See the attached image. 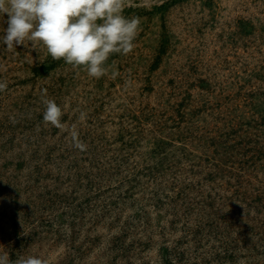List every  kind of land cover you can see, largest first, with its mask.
<instances>
[{"label": "rangeland", "instance_id": "obj_1", "mask_svg": "<svg viewBox=\"0 0 264 264\" xmlns=\"http://www.w3.org/2000/svg\"><path fill=\"white\" fill-rule=\"evenodd\" d=\"M123 11L140 20L134 47L100 78L0 44V254L264 264V0Z\"/></svg>", "mask_w": 264, "mask_h": 264}, {"label": "clouds", "instance_id": "obj_2", "mask_svg": "<svg viewBox=\"0 0 264 264\" xmlns=\"http://www.w3.org/2000/svg\"><path fill=\"white\" fill-rule=\"evenodd\" d=\"M7 14L0 44L14 50L31 46L39 52L42 45L53 60L83 67L93 78L105 74L112 54H127L134 47L140 20L124 14L123 0H0V17ZM7 82L0 80V91ZM43 120L62 127L61 107L46 99ZM80 150L86 145L78 143ZM0 264H43L38 256L13 262L0 254Z\"/></svg>", "mask_w": 264, "mask_h": 264}]
</instances>
